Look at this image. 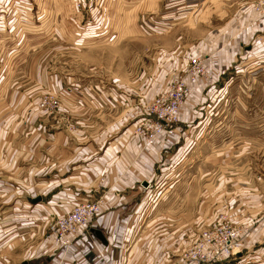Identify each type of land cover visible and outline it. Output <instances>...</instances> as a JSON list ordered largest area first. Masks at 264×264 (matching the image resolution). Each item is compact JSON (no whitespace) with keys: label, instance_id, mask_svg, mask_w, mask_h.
Segmentation results:
<instances>
[{"label":"rangeland","instance_id":"rangeland-1","mask_svg":"<svg viewBox=\"0 0 264 264\" xmlns=\"http://www.w3.org/2000/svg\"><path fill=\"white\" fill-rule=\"evenodd\" d=\"M31 1L0 2V117L23 114L24 120L12 122L16 129L33 135L41 129L54 133L57 115L65 116L68 124L73 114L62 101L65 95L71 94L80 107L78 101L87 95L85 87L99 84L102 90L133 99L125 102L134 113L124 125L117 124L126 114L122 108L115 114L106 112L91 132H77L78 170L86 165L94 171L90 163L108 147L114 148L121 130L139 119L141 103L182 75L190 57L205 59L201 52L209 50L206 43L218 46L219 33L249 26L254 0H43L41 9ZM230 64L235 65L227 62L218 76L220 87L205 85L190 92L187 103L196 105V113L216 114L185 165L176 167L172 175V169L162 164L163 155L154 176L158 181L162 178L156 185L160 190L169 189L165 179L185 180L177 190L189 198L182 220L194 219L202 203L217 209L214 216L204 214L195 237L219 221L238 231L236 253L219 264H264V251L254 248L264 245V68L247 73L251 64L242 59L238 71L229 72ZM6 74L10 82L4 87ZM148 85L153 92L145 97L143 89ZM182 114L183 130L182 123L191 122L184 120L192 115L189 109ZM83 115L77 114L81 116L77 119ZM0 124L8 125L3 120ZM78 127L85 125L77 121L72 129ZM52 135L46 141L53 142ZM98 188L97 196L105 193ZM247 243L254 251L247 249Z\"/></svg>","mask_w":264,"mask_h":264},{"label":"crops","instance_id":"crops-1","mask_svg":"<svg viewBox=\"0 0 264 264\" xmlns=\"http://www.w3.org/2000/svg\"><path fill=\"white\" fill-rule=\"evenodd\" d=\"M31 2L38 9L44 3L43 0ZM237 26L224 35L219 33L218 46L206 43L205 48L209 50L200 51L210 67L205 83L212 79L211 88L220 87L217 79L227 62L235 63L230 64L231 68L238 71L242 59L245 65L254 59L249 58L256 52L250 49L249 26ZM242 45H245L244 55L247 56L241 52ZM215 49L217 51L212 52ZM261 50L263 54L264 48ZM175 64L172 60V67ZM9 82L10 75L6 74L4 87ZM58 87L62 89L60 84ZM152 88L150 85L144 87L145 97L151 96ZM85 90L87 95L78 101L80 107L71 99V94L62 98L63 103L69 105V113L73 114L68 116V124L65 116L57 115L58 127L54 133L41 129L33 135L26 129H16L12 122L24 120L23 114L0 117L8 123L7 127L0 124V264H182L180 253L197 235L199 221L204 214L214 216L217 209L202 203L194 219L182 220L180 217L185 215L189 198L186 194H178L177 190L185 180L165 179L169 189L160 190L156 185L162 178L156 180L155 165L166 155L162 164L168 165L167 169H172L174 175L176 167L185 165L194 145L203 136L206 124L216 113L204 112L203 118L182 123L183 132L179 131L170 144L162 147L147 148L136 143L131 134L134 124L130 123L121 130L114 148L109 150L108 147L99 160L90 163L89 168L94 171H89L86 165L78 170L74 140L77 132H91L98 119L103 120L107 113L115 114L123 108L126 114L123 113L122 120L116 118L118 125H124L134 113V107L125 106L127 100L133 102V99L102 90L99 84L87 86ZM77 114H84L82 120L77 119L81 117ZM77 121L83 122L85 127L73 130ZM62 124L71 127L60 128ZM50 135L53 142L46 141ZM144 178L151 183L148 191L139 187ZM100 183V193L105 192L110 211L93 220L89 229L91 237L79 236L67 249L54 244L48 238V217L64 214L79 200L98 194L96 188ZM38 197L41 199L34 202ZM246 247L254 251L250 243ZM254 248L264 251L261 244Z\"/></svg>","mask_w":264,"mask_h":264},{"label":"built area","instance_id":"built-area-1","mask_svg":"<svg viewBox=\"0 0 264 264\" xmlns=\"http://www.w3.org/2000/svg\"><path fill=\"white\" fill-rule=\"evenodd\" d=\"M250 20L248 30V38H252L250 49L256 52L253 56L248 55L254 59L247 73L255 74L256 70L264 68V53L262 54L261 50L264 48V0L252 2ZM232 69L234 68H231V65L227 67V70ZM208 76L204 59L199 55L190 57L182 75L170 81L160 94L141 103L142 112L138 113L139 119L134 123L131 132L135 142L147 148L170 144L171 140L177 137L178 131L183 132L180 122L183 121L184 110L189 109L192 115V118H184V122L201 119L204 112H210L200 110L196 113V105L187 103L192 89L205 86V78ZM212 81L210 79L206 85L211 86ZM67 92H71V89L68 88ZM139 187L142 191H148L151 183L144 178L140 180ZM109 211L110 206L106 202L105 193L99 196L96 194L86 196L74 203L66 213L48 217V238L54 244L67 249L79 236L90 238L89 229L93 220ZM238 238L239 233L232 224L222 221L212 223L201 230L182 250L180 253L182 264H219L236 253Z\"/></svg>","mask_w":264,"mask_h":264},{"label":"water","instance_id":"water-1","mask_svg":"<svg viewBox=\"0 0 264 264\" xmlns=\"http://www.w3.org/2000/svg\"><path fill=\"white\" fill-rule=\"evenodd\" d=\"M41 198L40 197H38V198H36L35 200H34V202H37V201H39Z\"/></svg>","mask_w":264,"mask_h":264}]
</instances>
